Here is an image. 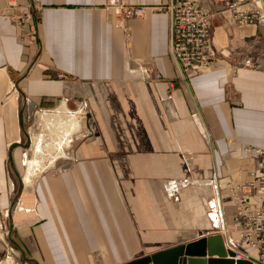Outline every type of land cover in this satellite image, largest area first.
Instances as JSON below:
<instances>
[{
  "label": "crops",
  "instance_id": "crops-1",
  "mask_svg": "<svg viewBox=\"0 0 264 264\" xmlns=\"http://www.w3.org/2000/svg\"><path fill=\"white\" fill-rule=\"evenodd\" d=\"M171 1L20 0L39 15L35 41L0 0V208L7 157L17 180L25 167L9 231L31 262L127 264L232 228L228 185L251 179L245 149H264V28L238 25L227 4L264 13V0H193L213 15L216 60L187 85L170 53ZM123 5L148 10L126 20ZM34 113L73 149L28 186L18 158Z\"/></svg>",
  "mask_w": 264,
  "mask_h": 264
},
{
  "label": "built area",
  "instance_id": "built-area-1",
  "mask_svg": "<svg viewBox=\"0 0 264 264\" xmlns=\"http://www.w3.org/2000/svg\"><path fill=\"white\" fill-rule=\"evenodd\" d=\"M227 7L234 12L238 25L251 24L264 28V13L260 9L241 12L231 3H228ZM147 10L148 7L142 5H123L121 14L126 20L135 19L144 16ZM167 10L171 17L169 29L171 57L177 66L179 78L187 85L188 79L199 68L208 66L216 60V52L211 43L213 15L193 0H172ZM35 19L34 14L29 12L22 17L23 23L15 24L27 39L34 40L33 35L36 34L38 26ZM151 76L155 82L163 79L157 71L151 70ZM57 78L61 79L63 75L58 74ZM168 86L171 88L173 83H169ZM161 99L164 100L165 97L161 96ZM192 117H199L198 110L193 111ZM245 151L256 156V168L248 182L228 185V193L235 206L234 218L232 228L224 227L219 235L223 239L226 251L234 252L235 261L247 260L252 264H264V149L246 148ZM174 185L170 183L167 190L174 188ZM209 215L212 219H217L212 210ZM232 233H237L236 240H233ZM248 250L254 251L256 255L252 256Z\"/></svg>",
  "mask_w": 264,
  "mask_h": 264
},
{
  "label": "rangeland",
  "instance_id": "rangeland-1",
  "mask_svg": "<svg viewBox=\"0 0 264 264\" xmlns=\"http://www.w3.org/2000/svg\"><path fill=\"white\" fill-rule=\"evenodd\" d=\"M11 7L12 13H11V22L15 24L23 23L22 17L25 14H29V12H32L35 16V20L39 19V15L37 12L35 13V10H31V7L29 4H21L20 0H10V3L8 4ZM9 9V8H8ZM38 27V26H37ZM22 29V28H21ZM22 32V31H21ZM32 37V36H31ZM34 40H37V30L36 34L33 35ZM21 38L26 39V37L21 34ZM37 110L35 111V113ZM31 116V119L28 122V125H32L34 129V137H31V145L24 151H22L26 156L21 158H18V163L22 161L21 165H24L25 159L26 164L27 161H29L31 164L33 163L36 165V170H43L46 169L54 164L56 160L59 158L68 160L71 156L69 153L73 149V137L68 142L67 145L63 144V137L55 138L53 135V130H49V126L45 127L41 126V122H39V115ZM23 128H25L23 126ZM50 134V135H49ZM29 137H20V143L22 145L26 144V140ZM70 138V137H69ZM71 150V151H70ZM18 156H20L21 152ZM37 161V164L35 163ZM5 165V171L7 173V189L5 190L7 195V209L0 208V264H35L30 261V256L25 254V252L20 247L19 241L17 240V236L15 235L14 231H9V219L14 218V213L18 211V203L20 196L15 200L18 187H19V180L16 179V177L12 174L10 166L8 164V159L6 157L4 161ZM24 166L19 165L18 167V174L19 178L22 181L23 173H24ZM27 170V168H26ZM11 181V182H10ZM12 184V186H10ZM23 185V182H22ZM15 200V201H14ZM15 202V203H14ZM13 203V207H12ZM12 207V208H11ZM233 240H236L238 238L237 233H232ZM252 256H255L256 253L252 250H248Z\"/></svg>",
  "mask_w": 264,
  "mask_h": 264
},
{
  "label": "water",
  "instance_id": "water-1",
  "mask_svg": "<svg viewBox=\"0 0 264 264\" xmlns=\"http://www.w3.org/2000/svg\"><path fill=\"white\" fill-rule=\"evenodd\" d=\"M29 145L30 140L24 146L26 148ZM22 187V181L19 179V187L15 200L20 196ZM9 220L11 230L13 229V220L11 218ZM234 256V252L226 251L221 235H209L183 245L141 257L127 264H252L247 260L235 261L233 259Z\"/></svg>",
  "mask_w": 264,
  "mask_h": 264
},
{
  "label": "bare ground",
  "instance_id": "bare-ground-1",
  "mask_svg": "<svg viewBox=\"0 0 264 264\" xmlns=\"http://www.w3.org/2000/svg\"><path fill=\"white\" fill-rule=\"evenodd\" d=\"M55 138H59V137H55ZM70 138L69 137H63V144L66 143L65 145H67L68 142L70 141ZM35 163L37 164V161H35ZM25 165L27 168V174H25L23 181H24L25 185L27 184L28 186H30L34 180V177L37 174L36 165H34L33 163L31 164L29 161H27V164H25Z\"/></svg>",
  "mask_w": 264,
  "mask_h": 264
}]
</instances>
